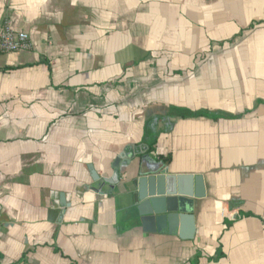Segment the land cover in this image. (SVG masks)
Segmentation results:
<instances>
[{"label":"crops","instance_id":"0c3cea01","mask_svg":"<svg viewBox=\"0 0 264 264\" xmlns=\"http://www.w3.org/2000/svg\"><path fill=\"white\" fill-rule=\"evenodd\" d=\"M6 25L32 48L0 53V264H264V0H0ZM135 148L202 178L193 240L143 230L138 160L83 193Z\"/></svg>","mask_w":264,"mask_h":264},{"label":"water","instance_id":"95a60500","mask_svg":"<svg viewBox=\"0 0 264 264\" xmlns=\"http://www.w3.org/2000/svg\"><path fill=\"white\" fill-rule=\"evenodd\" d=\"M138 160V180L135 194L137 219L148 233L170 234L183 240H193L195 236V204L204 198L202 178L174 176L167 166L154 159L148 148H135L124 152L115 162L111 178H100L92 170L93 186L85 188L98 194L108 195L120 184L122 176ZM193 185V186H192ZM71 204L63 205L64 211ZM186 231L187 236H183Z\"/></svg>","mask_w":264,"mask_h":264},{"label":"built area","instance_id":"2783aa9c","mask_svg":"<svg viewBox=\"0 0 264 264\" xmlns=\"http://www.w3.org/2000/svg\"><path fill=\"white\" fill-rule=\"evenodd\" d=\"M32 48L29 36L6 25L0 32V53H19Z\"/></svg>","mask_w":264,"mask_h":264},{"label":"trees","instance_id":"16d2710c","mask_svg":"<svg viewBox=\"0 0 264 264\" xmlns=\"http://www.w3.org/2000/svg\"><path fill=\"white\" fill-rule=\"evenodd\" d=\"M167 116H174V117H179L182 119H187V118H209V119H214L218 120L222 118L223 116L216 115V114H211L208 111H197V112H192L189 110H182L178 108H170L167 112ZM149 144V149L151 151H154L155 149V144H156V138H151L147 136L145 140ZM171 159L170 157L165 159V161L169 162Z\"/></svg>","mask_w":264,"mask_h":264}]
</instances>
